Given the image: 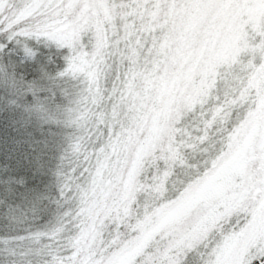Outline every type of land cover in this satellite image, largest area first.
Segmentation results:
<instances>
[{
  "label": "snow or ice",
  "instance_id": "1",
  "mask_svg": "<svg viewBox=\"0 0 264 264\" xmlns=\"http://www.w3.org/2000/svg\"><path fill=\"white\" fill-rule=\"evenodd\" d=\"M0 264H264V0H0Z\"/></svg>",
  "mask_w": 264,
  "mask_h": 264
}]
</instances>
